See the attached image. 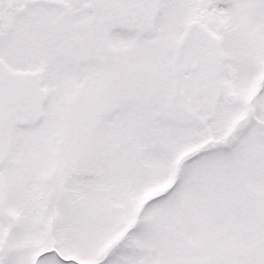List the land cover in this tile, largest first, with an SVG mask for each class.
<instances>
[{"label":"snow or ice","instance_id":"1","mask_svg":"<svg viewBox=\"0 0 264 264\" xmlns=\"http://www.w3.org/2000/svg\"><path fill=\"white\" fill-rule=\"evenodd\" d=\"M0 264H264V0H0Z\"/></svg>","mask_w":264,"mask_h":264}]
</instances>
